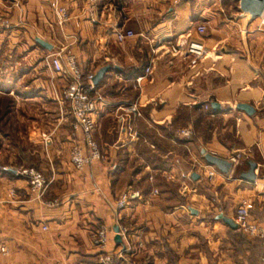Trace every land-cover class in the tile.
<instances>
[{"label": "crops", "instance_id": "0c3cea01", "mask_svg": "<svg viewBox=\"0 0 264 264\" xmlns=\"http://www.w3.org/2000/svg\"><path fill=\"white\" fill-rule=\"evenodd\" d=\"M58 1L69 16L64 24L53 0H0L9 21L0 24V82H10L0 83V94L13 106L51 103L41 113L48 129L32 119L29 133L12 136L14 146L2 133L20 157L0 161V240L9 249L0 264H97L100 223L111 231L106 250L116 264H264L263 241L217 217L234 219L236 204L250 198L251 216L264 225V16L251 17L237 0ZM126 29L133 34L117 40ZM187 32L207 50L196 68L167 50ZM61 49L84 72L110 65L96 83L104 99L93 136L102 157L82 170L70 161L73 144L86 147L60 93L64 78L45 60ZM133 102L141 115L127 111ZM184 127L190 136L177 134ZM203 150L240 157L227 173L214 165L219 171L209 178ZM249 160L254 181L240 177ZM32 166L46 178L40 197L30 196L21 171ZM126 189L139 196L117 207ZM114 224L126 230L120 243Z\"/></svg>", "mask_w": 264, "mask_h": 264}, {"label": "built area", "instance_id": "2783aa9c", "mask_svg": "<svg viewBox=\"0 0 264 264\" xmlns=\"http://www.w3.org/2000/svg\"><path fill=\"white\" fill-rule=\"evenodd\" d=\"M54 1V11L58 17V23L64 24L68 19L67 9L60 4L58 0ZM0 24L3 27L9 25V21L0 14ZM199 32L206 30L204 24L196 25ZM133 31L130 29L121 30L117 33V40L123 39L125 35H132ZM167 50L173 55H179L185 58L191 68H196L197 64L207 55V50L203 42L199 39H194L190 36V32L181 34L175 41L167 43ZM45 60L52 72L64 78V84L61 87L60 93L65 101L68 102V108L72 116L73 132L80 130L82 132V139L84 141L86 151H84L81 144H73L70 148V161L76 170H82L86 165L91 164L95 159L102 157V153L98 147L97 141L93 136L95 128V115L98 111V103L103 98L101 92L96 90V84L93 82L94 72H84L80 63L77 61L75 54L63 49L58 52H49L45 55ZM150 66L144 68L145 72H150ZM199 70L194 73L198 74ZM144 75H137L135 78L136 85H140ZM264 102V95L262 97ZM127 111L133 113L135 116L141 115L140 106L133 102L127 105ZM180 136H190L191 129L189 127L181 128L177 131ZM47 138H43L46 141ZM209 153L216 155V152L209 151ZM204 155V154H203ZM202 155V158L204 159ZM240 153L231 154L228 160L232 165L238 161ZM206 165V164H205ZM207 169V176L213 178L218 173V168L214 165ZM231 170V168H230ZM21 171L29 176V187L31 197H40L46 186V178L42 171L35 167H25ZM154 194L157 188L152 191ZM139 192L136 190H125L121 192L116 198L117 207H124L130 198L138 197ZM253 201L250 198L241 199L234 207V221L238 228L246 235L258 237L264 243V225L255 220L252 216ZM43 228H46L43 226ZM119 233L125 236V229L119 227ZM109 227L100 223L93 236L95 246L101 248V252L97 256V264H116L117 255L112 251L106 250V243L110 234ZM9 252L4 241L0 240V254L4 255Z\"/></svg>", "mask_w": 264, "mask_h": 264}, {"label": "rangeland", "instance_id": "374dc122", "mask_svg": "<svg viewBox=\"0 0 264 264\" xmlns=\"http://www.w3.org/2000/svg\"><path fill=\"white\" fill-rule=\"evenodd\" d=\"M6 81H7L6 79L1 80V82L3 83H5ZM9 81L11 80L9 79ZM6 83L10 84V82H6ZM49 104L51 103L31 102L30 104L28 103L16 104L15 106H13L11 105V99L9 98V96L0 94V150H1L0 161L6 160L8 156H11L13 159L12 161L14 162L16 158L20 157L17 154L16 155L13 154L14 149L12 148L10 149L8 145L3 144L5 142V140H3L4 138H2V136L4 137L3 134L7 133L9 136L11 135L10 137L8 136V138L6 137L5 139L8 141L10 145L14 146L13 145L14 141L12 136L15 134L17 130L19 131V129H21V133H26V134L29 133L30 129L32 128L31 125L32 119L38 120V122H40L39 125H42L43 128H45L46 130L48 125L50 126L51 124H49L48 119L45 118V115H42L41 113L45 111L43 106L49 108L48 107ZM18 118H22L21 121L19 120L17 121ZM7 141L5 143H7ZM26 145L30 147L31 143L29 142ZM242 234L244 233L242 232Z\"/></svg>", "mask_w": 264, "mask_h": 264}, {"label": "water", "instance_id": "95a60500", "mask_svg": "<svg viewBox=\"0 0 264 264\" xmlns=\"http://www.w3.org/2000/svg\"><path fill=\"white\" fill-rule=\"evenodd\" d=\"M237 1H238L239 9L247 12L253 18L257 16H262L264 14V0H237ZM35 40L41 46H44L49 49H51L52 47L51 43H49L44 38L42 39L39 36H36ZM109 66H110L109 64H105L104 66L97 69V71L93 75V82L95 84L103 78L102 76L105 73V71L109 68ZM211 104L213 106H218V103L215 101L212 102ZM237 107L243 109L244 111H247L248 113H252L254 111L253 106L248 102H245V103L240 102L237 104ZM203 153H204V158L206 162L210 165L217 166L219 170L222 172L227 173L232 167L231 162L224 157L213 155L207 151L205 152V150H203ZM248 164H249V167L247 168V170L240 172V177L245 180L254 181L255 180L254 179L255 178L254 169L256 167V164L254 163V161H251V160L248 161ZM191 175L193 177H197V174L195 172L192 173ZM217 217H220L228 226H231L233 228L237 227V224L234 221V219L224 215L222 212H219ZM112 229L116 232V234L114 235L115 241L120 243L121 235L119 233L120 231L119 226L117 224H114Z\"/></svg>", "mask_w": 264, "mask_h": 264}, {"label": "bare ground", "instance_id": "6f19581e", "mask_svg": "<svg viewBox=\"0 0 264 264\" xmlns=\"http://www.w3.org/2000/svg\"><path fill=\"white\" fill-rule=\"evenodd\" d=\"M263 16H264V14H263Z\"/></svg>", "mask_w": 264, "mask_h": 264}]
</instances>
